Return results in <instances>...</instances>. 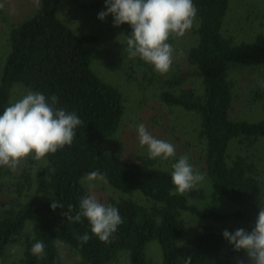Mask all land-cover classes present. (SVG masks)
Masks as SVG:
<instances>
[{"label":"trees","instance_id":"16d2710c","mask_svg":"<svg viewBox=\"0 0 264 264\" xmlns=\"http://www.w3.org/2000/svg\"><path fill=\"white\" fill-rule=\"evenodd\" d=\"M232 1L193 0L198 14L187 60L200 73V87L180 86L175 92L163 93L168 104L194 115L196 120L192 124L200 143L203 171L220 193L236 205L224 212L204 210L191 201L205 197L201 187L184 196H169L174 189L172 170L157 166L148 156L129 158L102 148L105 139L121 123L124 96L92 67V45L98 36L78 33L58 16L63 0H40L32 14L12 25L0 73V115L17 101L13 99V90L21 85L49 98L57 95V107L75 112L84 124L76 129L71 146L49 154L44 160L35 179L34 194L20 208L13 206L0 211V260L9 244L29 226L30 235L25 239L18 264H62L56 241L68 244L79 254L76 264H121L124 255L129 264H148L150 243L158 244L161 250L160 264H185L188 257L191 264H237L239 258L247 262L248 258L237 253L223 237V231L235 232L238 228L251 231L258 205H263L262 181L257 176L256 162L243 154L231 155L229 145L233 138L248 144L264 138V118L249 121L231 117L235 95L228 67L232 62L247 66L263 64L264 34H258L252 41L236 42L224 32ZM118 29L127 37L132 31L127 23ZM97 170L124 193L118 198L98 199L117 207L124 220L115 240L109 244L91 233L87 218H82L83 223H72L62 215L69 204L74 206L72 214H76L80 198L91 192L82 178ZM27 171L19 177L24 181L18 178L14 182L20 194L25 182L27 188L31 186ZM52 201L63 203L64 208L53 210ZM185 213L203 219L204 223L189 231ZM226 223L230 225L223 226ZM84 233L91 239L81 246L76 236ZM37 241L45 244L44 259L31 253Z\"/></svg>","mask_w":264,"mask_h":264},{"label":"rangeland","instance_id":"374dc122","mask_svg":"<svg viewBox=\"0 0 264 264\" xmlns=\"http://www.w3.org/2000/svg\"><path fill=\"white\" fill-rule=\"evenodd\" d=\"M39 2L40 0H0V4L4 5V8L0 9V73L9 49L7 39L10 28L32 14L39 6ZM105 10V0H63L57 10L58 16L78 33L89 32L98 36V40L92 45V67L103 80L116 85L124 96L125 111L121 123L116 132L105 139L102 148L115 150L129 158L148 156L146 147L141 148L139 145L136 130L137 125L143 123L155 138L166 140L175 146L177 159L180 155H187L194 169L205 175V180L198 185L205 190V197L192 198L194 204L204 210L215 209L222 212L233 210L236 205L220 193L203 171L202 160L199 158L200 143L192 124L196 120L194 115L180 106H171L163 98L164 92H175L180 86L200 87V73L187 60V51L194 42L192 29L181 38L170 39L169 42L176 49L174 62L166 75H160L154 71L152 65L138 57L128 58L127 53L124 52L127 36L114 26L113 16L109 14L104 21L98 18V14ZM223 29L226 34L233 36L236 42L252 41L258 34H264V0H233ZM228 70L235 95L230 111L231 117L249 121L263 119L264 63L247 66L232 62L229 63ZM28 91L30 89L25 86H15L13 99H21ZM229 152L231 155L243 154L256 162L257 176L262 181L264 205V138L250 144L233 138L230 141ZM30 158L22 162L16 171L0 167V211L13 206L20 208L24 201L34 194L35 179L45 162L32 161ZM153 160L157 166L161 165L167 170H173L171 165L175 160L164 161L160 158ZM24 170H28L32 180L29 188L25 182L20 194L14 182ZM88 174L82 178V182L87 187ZM19 179L24 181L23 178ZM95 184L96 187L89 190L98 199L118 198L124 194L114 188L108 180L107 183L97 181ZM184 216L189 231H194L204 223L203 219L190 213H185ZM228 225L230 223L223 224V226ZM29 235L30 227L27 226L9 244L0 264H18L24 250L25 239ZM56 247L62 264H76L79 254L74 249L61 241H56ZM237 253L247 257L243 250ZM160 262L161 250L158 244L150 243L148 264H160ZM120 263L129 264L128 258L122 256Z\"/></svg>","mask_w":264,"mask_h":264},{"label":"clouds","instance_id":"9594fccd","mask_svg":"<svg viewBox=\"0 0 264 264\" xmlns=\"http://www.w3.org/2000/svg\"><path fill=\"white\" fill-rule=\"evenodd\" d=\"M105 4L106 10L98 14L100 20L104 21L111 14L114 26L127 23L132 29L124 44L128 58L138 57L152 65L155 72L166 75L176 53L170 39L185 36L196 24L198 9L193 0H105ZM3 8L4 5L0 4V9ZM58 103L55 94L49 98L40 91H28L4 109L0 115V167L16 171L29 157L35 161L45 160L49 154L73 144L76 129L84 122L75 112L57 107ZM136 130L139 145L146 147L150 159L175 160L171 165L174 189L169 191V196H184L205 180V175L194 169L187 155H180L177 159L172 143L155 138L143 123L137 125ZM86 180L89 189L95 188L97 181L107 183L106 174L99 170L89 173ZM58 207L64 208V204L52 201L51 208ZM67 208L62 215L68 222L83 223L82 218H87L91 233L105 244L115 240L118 227L124 223L117 207L101 203L91 192L80 198L75 215L72 214L73 205L69 204ZM223 237L235 251L246 253L247 262L239 258L237 264H264V205H258L251 231L244 228L235 232L224 230ZM76 239L83 246L91 236L84 233ZM31 253L44 259L45 244L37 241L31 247ZM185 264H191V257Z\"/></svg>","mask_w":264,"mask_h":264}]
</instances>
